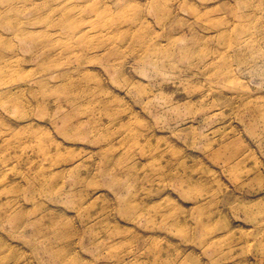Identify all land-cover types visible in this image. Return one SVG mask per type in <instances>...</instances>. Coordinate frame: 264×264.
Listing matches in <instances>:
<instances>
[{"label":"rangeland","instance_id":"374dc122","mask_svg":"<svg viewBox=\"0 0 264 264\" xmlns=\"http://www.w3.org/2000/svg\"><path fill=\"white\" fill-rule=\"evenodd\" d=\"M0 264H264V0H0Z\"/></svg>","mask_w":264,"mask_h":264}]
</instances>
